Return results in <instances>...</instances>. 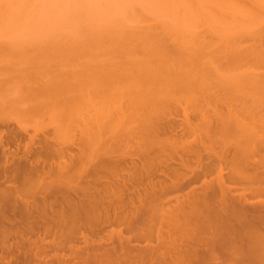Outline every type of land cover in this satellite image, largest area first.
Returning <instances> with one entry per match:
<instances>
[{"label":"rangeland","instance_id":"rangeland-1","mask_svg":"<svg viewBox=\"0 0 264 264\" xmlns=\"http://www.w3.org/2000/svg\"><path fill=\"white\" fill-rule=\"evenodd\" d=\"M222 1L0 0V97L7 98L0 102V138L10 140L6 147L10 161L23 160L26 155L32 161V154L36 156V152H41L39 159L44 157L40 160V163L44 161L43 171L38 168L36 174L29 177L20 175L12 185L16 187L17 198L16 195L10 197L16 198L18 206L15 204L17 207L13 208L11 198L9 202L13 205L10 206L8 201L2 203L9 205V209L0 204L1 209L7 210L3 209L6 215L0 211L4 216L0 220V264H80L83 261L78 257L75 259L72 250L83 244L80 241L69 243L67 236L93 229L98 218L94 213L86 215L80 211L76 212L75 218L68 217L71 215L68 205L60 203L65 194L62 186L82 188L85 182L93 179V174H87L98 164L107 177H111L110 172L117 167L120 177L133 173L136 164L140 167L145 163L150 172L156 170L157 176L154 172L149 173L154 181L172 178L171 175L177 176L173 177L176 180L182 175L189 176L202 168L212 167L220 173L223 186L236 189L238 185L232 180L227 181L226 176L245 173L253 162L264 166V151L254 153L252 142H261L264 137V56L250 53L254 44L264 42V0H233L234 5L232 0ZM228 1L232 3L230 6ZM240 48L249 49L250 54L247 51L237 53ZM234 56H239L236 57L239 62ZM155 62H158L157 67ZM162 64L169 65L168 68L172 66L174 71L170 68L166 73L162 68L159 73L155 71L161 75L158 77L153 69L161 68ZM172 82L175 83L172 85ZM182 82L186 83L184 87ZM174 84H179L175 90ZM170 85L174 91H169ZM167 91L172 93L166 94L171 96L170 99L165 95ZM156 93L166 96V101L162 103L164 99ZM146 95L152 97L148 98L149 103ZM16 97L19 101L10 105ZM153 98L162 100L158 101L161 104ZM144 103L146 106L153 104L151 106L157 110L144 109ZM231 112L234 118L230 119L227 114ZM240 113L244 124L242 132L235 124ZM149 115L161 127L158 130L162 133L161 139H170L169 142L174 143L155 147L154 153L150 148L147 155L143 152L145 145L139 146V140L125 135L132 134V128L139 133L146 123L145 116L149 119ZM167 124L172 129L166 128ZM240 136L245 139L241 141ZM262 144H258L259 149ZM139 151V155L141 152L143 155L139 156ZM145 157L149 161L143 162ZM167 167L175 169L172 174ZM215 173L206 180L216 179ZM7 186L0 188L4 190ZM201 187L202 182L198 181L184 191L166 196L162 205L164 210L183 203H188L190 209H183V214L187 215L184 220L181 217L174 221L158 218L164 235H184L183 241L192 239L193 242L210 238V233L225 235L226 224L214 222L207 210L199 207ZM192 188H195L194 193H190ZM44 189L50 193H45ZM239 190L233 195L236 196ZM43 201L46 205L50 201L48 204L51 205L46 206ZM39 210L44 214L41 212L40 215ZM13 211L21 219L17 215L13 217ZM6 216L7 221L4 220ZM31 216L34 217L32 220ZM65 216L68 219H64ZM57 217L63 220L59 218L58 223ZM200 220L211 222L204 232L200 231ZM54 222H57L56 226ZM2 224L6 226L2 228ZM57 224L63 228L58 229ZM156 224L155 219L152 222V246L156 245ZM12 226L19 228L14 230ZM109 227L104 228L102 236L111 230L129 235L127 225ZM67 228L71 233L75 232L69 234V231L67 235L64 230ZM58 242H63L62 249L56 248ZM195 242L196 248L202 245ZM219 254L212 264H258L249 257L238 261L224 257L222 251Z\"/></svg>","mask_w":264,"mask_h":264},{"label":"bare ground","instance_id":"bare-ground-1","mask_svg":"<svg viewBox=\"0 0 264 264\" xmlns=\"http://www.w3.org/2000/svg\"><path fill=\"white\" fill-rule=\"evenodd\" d=\"M225 1L226 0H223L222 3H224ZM251 1H255V2L259 1L260 2V0H251ZM229 2H231V1H228L227 4H229V6H230V4H232V3H229ZM234 4L235 3L233 1V5ZM234 7L236 8L237 6H234ZM227 8H229V7H227ZM188 46H189V44H188ZM191 48H193V47H191ZM186 49H188V48L186 47ZM189 49H190V47H189ZM179 50H181V49H179ZM234 51L236 52L235 49H234ZM241 51H244V52L247 51L246 52L247 54H250L252 52L253 54L255 53L257 56L262 57V56H264V42L260 41L259 43L254 44L252 46V48H250V53L248 52L249 49L248 50L241 49L237 53L240 54ZM179 52H177V53H179ZM189 52H190V50H189ZM184 54H185V52H184ZM189 54L190 53H188V55ZM241 55H239V56H241ZM239 56H236V57H239ZM156 57L158 58L157 55H156ZM236 57H235V60H236ZM170 58L171 57H169V60H170ZM162 59L165 60V58H161V60ZM210 60L212 62L211 58H210ZM213 60H214V58H213ZM236 61H238V60H236ZM158 62H159V60H158ZM158 62H155V65H156L155 67H157L156 63H158ZM216 63H215V65H218ZM159 64H161V63H159ZM159 64H158V66H159ZM165 64H162L161 68L160 67L158 68L159 70L153 69L154 72L152 70L151 71L154 74L156 73L158 75V77L160 75V74H158L159 71H161V70L163 71L162 68H165L163 72H166V73L170 72L171 69H172L171 72L174 71L172 66L170 67L171 68L170 69V68H168L169 65H167L168 66L167 67ZM167 64H168V62H167ZM170 64H171V62H170ZM220 64L221 63H219V65ZM215 65H212V66H215ZM144 67H145V65H144ZM152 68H153V66H152ZM166 69H168V72ZM189 69H193V67L189 68ZM147 70L150 71V69H148V67H147ZM216 70H218V69L216 68ZM155 71H157L158 73ZM188 71L191 72L190 70H188ZM163 74H165V73H163ZM163 74H162V77L164 76V78L168 79V77H165V75H163ZM177 74H176L177 77L176 76L175 77L179 81V78H178L179 76ZM179 74H181V71L179 72ZM155 78H157V77H155ZM161 78H159V79H161ZM167 79H166V82H167ZM184 81H185V77H184ZM163 82H165V80H163ZM175 82L178 83L177 80ZM175 82H172V85ZM185 82H182V83L184 84ZM179 84H174L175 86H173V89L175 90L176 85H179ZM185 84L183 85V87L185 86ZM172 85H170L171 89L169 87V89H170L169 91L173 90ZM158 94L156 93V95H158ZM166 94H170V92L165 93V95ZM147 95H148V93H147ZM159 95L161 96V94H159ZM148 96H147V98L145 97L146 100L148 98H150ZM160 96H159V98H160ZM163 96L164 95H162L160 99H164V100L163 101L158 100V101H162V103L165 102L166 101L165 98L167 95L165 97H163ZM168 96H167V98H168ZM152 97H155V96L153 95ZM170 98H171V96H169V99ZM19 99L20 98H18V97L12 99L10 102V105H14L17 101H19ZM142 99L144 101L143 97H142ZM4 100H7V98H1L0 97V102H2ZM131 100H130V102H131ZM154 100L157 101L156 98ZM158 101H157V103L159 104ZM167 101H168V99H167ZM140 102H142V101H140ZM128 103H129V101H128ZM132 103H133V101H132ZM148 103H149V99H148ZM154 104H156V102ZM160 104H161V102H160ZM129 105H131V104L129 103ZM144 105L146 106V103H144ZM148 105L146 107L143 106L144 109L148 108V107L153 108V106H151L153 104L150 103ZM157 107H159V106L157 105ZM139 108H140V110L142 109L141 106ZM231 113L227 114L230 119L234 118L233 112H231ZM148 114H150V113H148ZM151 115H149V117ZM145 117H146V123L144 126H142V129L140 128V131L142 130V133L140 131H139V133L138 132L135 133L136 130L134 132V130L132 128V129H130V131L132 130V134L131 133H128V134L125 133L127 135H125V134L124 135L126 137L129 135L128 138H132L133 140L135 138L137 140H139L138 145L142 144V147H144L143 145H145L144 148H145V150L147 149V151L144 150L143 152H146V153L149 152L148 150L150 148H151L150 151L154 153L155 151H153L152 149H154L155 147H158V148L161 147L162 148L163 144L166 142L167 143H174L173 141L169 142L170 139L162 140L161 139L162 133H160L158 131L161 129V127L157 125V122H153V120L151 118L152 116L149 119H148V116H145ZM155 119H156V117H155ZM235 119H237V123H235L236 127L241 131V128H243L242 125H244V124H242L243 119H241V113L238 115V118H235ZM127 120H130V119L128 118ZM140 120L143 121V119H140ZM140 120H139V122H140ZM225 120H227V118H225ZM139 122H138V124H139ZM142 123H140V124H142ZM169 127L172 129V126H168V124H167L166 128L169 129ZM162 130H164V129L162 128ZM133 134L134 135L139 134V135L133 136ZM246 136H248V135H246ZM256 136L257 135L255 134L254 139H256ZM117 138L118 137H115L114 139H117ZM111 139H113V138H111ZM241 139H242L241 141H243V139H245V138L241 137ZM262 139H261V142L263 141ZM124 140H125L124 142H126V139H124ZM137 140H136V142H137ZM252 140H253V138H252ZM121 141H123V140H121ZM11 142H12V140H11ZM252 142H253V146L255 148V149L253 148V150L255 151L254 153H261L262 151H264V148H263L264 144H262L264 141L262 143L260 141H256V140L252 141ZM256 142H258V143H256ZM9 143H10L9 138H0V166H1V168H0V186L8 184L6 189L3 190V188H0V204H2V203L5 204L6 201H8V202L12 201V200H10V198L14 200V196H12V197H10V196L16 195L17 191H14V188L16 189V187H13L12 185L15 184V181L19 178L18 176H20V175L21 176L22 175L27 176L28 175V177H29V176H31V174L32 175L34 173L36 174L38 168H40V170H42V171L44 170V167H42L43 166L42 164L44 163V161L40 163L41 159H39L40 158L39 155L41 152H36L35 153L36 156H34V153H33L32 154L33 155L32 161H30V159L28 158L27 155L24 157L23 160H20L21 158H19L21 163H19V160H17V162L15 161L16 163L13 161H10L11 159L8 156L9 152H7V150H6V147L9 145ZM133 143H135V142H133ZM258 144L259 145L262 144L263 150L259 149ZM126 146L128 147V144H126ZM139 146H141V145H139ZM146 146H148L149 148L148 147L146 148ZM256 146H258V151H256L257 150ZM124 147H125V144H124ZM240 148H241V146H240ZM107 153H109V151ZM146 153H145V155H146ZM28 154H30V153L28 152ZM139 154H140V151H139L138 155ZM141 155H143L142 152H141ZM141 155H139V156H141ZM147 155H148V153H147ZM146 157L143 158V162L149 161L146 159ZM262 157L264 158V152H263ZM41 158H42V160L44 159V157H41ZM115 158L117 159V157H115ZM112 159H113V157H111V160ZM68 161H70V159ZM108 161H110V160H108ZM119 161H121V160H119ZM136 161H134V163ZM103 162L104 161H102L100 163H103ZM112 162H113V160H112ZM131 163H132V161H131ZM144 164L145 163H143L140 167H138L139 165L136 164V169H134L133 173L128 174V175H126V173H125L124 176L121 175L120 177L118 176V173H117L118 168L114 167L113 169L116 168V170H113L112 172H110V174L112 173L111 177H109V176L107 177V175H104L101 172V171H104V172H106V171L101 170L99 164L97 165V163H96L95 165H97V166H93L92 171H90V170H89L90 172L87 171V172H89L87 174V176L93 174V177H92L93 179L90 178L91 176L88 177L92 180L89 179L90 180L89 182L88 181L85 182V185L82 186V188H80V187H78V189L72 188V187L70 188L69 185L65 186V184L63 185L64 187L62 186L63 191H65V194L63 197V201L62 202L59 201V202L65 203L66 206L68 205L69 212L71 213L70 216L67 215L68 217L75 218L76 212L80 211L81 213H86V215L89 212L94 213V215L97 216V218H98L97 223H96L95 227H93V229H91L87 232H80V233H78V235H76L77 232H75L73 230H72L73 232L71 233V230H69L68 228L64 229V230H67V233H65L67 235H68L69 231H70L69 234H73L74 232L76 233V234L67 236L69 243L75 242L78 244L80 241V243L83 244L82 247L77 246V247H75V249L72 248L73 246L71 247L69 245L70 248H72V250L76 254V257H75V254H73L74 256L71 255L73 257V260H74V257H75V259L77 257H78V259L79 258L83 259V261H81V263L79 261L77 262L80 264H212V262L215 259L219 258V255H220L219 251H222V253L224 254V257H227L228 259H235L238 261H242L243 259H247L249 257L254 262L258 261V264H264V166H261L259 162H258V164H257V162L256 163L253 162V163L248 165L249 169H246L245 173L238 174V175L236 174L235 176H231V175L226 176L227 181L230 182L232 180L235 184L238 185V189H240L238 191V194L235 196L233 194L238 189H236L235 187H231V186H228V187L223 186V180H222L220 173L217 172L218 171L217 168L213 169L212 167H205L199 171L191 173V175H189V176L182 175L176 180L173 179V177H177V176L171 175L172 178L171 177L168 179H164V178L159 179L158 178L157 181H154L152 178H150L151 175L149 174L151 172H154V169L152 168L153 170L150 172V170H149L150 168H147L148 164H146V165H144ZM162 165H165V164H162ZM134 168H135V165H134ZM164 168H166V167H164ZM170 168L171 167H167V169L170 170V172L172 174V172L175 169L174 168L170 169ZM260 168H262V170H259ZM123 171H122V173H123ZM128 171H129V169H128ZM120 173H121V171H120ZM214 173L217 175L216 179L210 178V180L207 181L206 178L209 177L210 175L214 174ZM84 174H86V173H84ZM115 174H117V175H115ZM153 174L156 175V170ZM87 176H85V177H87ZM113 176H114V178L117 176L118 177L114 179ZM151 177H153V175ZM167 181H169V182H167ZM198 181L202 182V187H201L202 190H201V193L198 194V196L200 197L199 207H203L205 210H207L208 215H210V217L212 218V220H214V222L215 221H217V222L222 221V224L224 222L226 224V227L228 228V231L225 230V235L219 236L216 233H210V238H207L204 241L200 240V242L194 241L195 243L198 242L197 244H199V243L202 244V245H198V247L200 249H198V247L196 248L194 246V242L192 241V239H187V240L185 239V241H183L182 239H184V235H176L173 233H168V234L164 235L163 230L161 228L162 225H161L160 221H157L158 218L161 219V218H165V217H166V219H168V220L172 219L173 221H174V218L178 219L179 217H181L183 220L186 219L185 216H187V215L185 213L183 214V212H184L183 209L190 207V205L188 203L178 204V205H176V207H173L171 210H169V209L164 210L162 208L163 200L166 198V196L168 194L173 193V192L184 191L185 188L192 186L193 183L198 182ZM46 191L49 192L48 189L45 190V193H46ZM59 191H60V189H59ZM194 192H195V188H192L190 190V193H194ZM49 193H47V194H49ZM49 196H50V194H49ZM16 198H17V195H16ZM16 198H15V200H16ZM15 200L12 201L14 205L12 204V202H9L10 203L9 205L10 206L13 205L14 209H15V206L18 204V203L16 204L17 200H16V202H15ZM8 202H7V204H8ZM48 203H50V201ZM48 203L46 205L45 202L43 201L42 204H44L46 206H48V205L50 206L51 204H48ZM53 203L54 202H52V205H53L52 207L55 206ZM56 203H57L56 205L59 206L58 202H56ZM9 205H6V206L3 205L2 207H7L9 209ZM22 206L23 205H21V207ZM43 206H41V207H43ZM46 206H45V209H46ZM60 206H61V204H60ZM185 206H188V207H185ZM0 207H1V205H0ZM24 207H25V205L23 206V208ZM13 208H11V209L13 210ZM18 208H20V207H18ZM3 209L0 208V211H3ZM47 209H48V207H47ZM47 209H46V211H47ZM43 210L42 211L39 210L40 211L39 213H40V215H42L45 212L44 216L46 218L47 213L45 210L43 212ZM4 211H7L6 208L4 209ZM4 211L2 212V215H6ZM14 211H13V214H14L13 217H16L15 215L18 216V214L17 213L15 214ZM17 212H19V211H17ZM41 212H43V213L41 214ZM23 213H25V212H23ZM28 213H30V211ZM52 213H54V212H52ZM60 213H63V212H60ZM0 214H1V212H0ZM2 215H0L1 221L4 217V216L2 217ZM19 215H22V214H19ZM23 215H25V214H23ZM56 215H57V213H56ZM64 215H66V214H64ZM77 217H78V215H77ZM6 218H7V216L5 217L4 220H6ZM18 218H19V216H18ZM27 218H28V216H27ZM33 218L34 217H32L31 220ZM59 218L61 219V217H59ZM59 218L57 217V219H59ZM7 219H9V218H7ZM15 219H17V218H15ZM19 219H21V218H19ZM60 219H59L58 223L60 222ZM64 219H68V218H66V216H65ZM155 219H156V223H157L156 224L157 229H155L156 235L154 237V242L156 243V245L152 246L150 244V242H152L151 234L153 232L152 222ZM12 220H13V218H12ZM12 220H9V221H12ZM29 220H27V222ZM61 220H63V219H61ZM25 221H26V219H25ZM4 223H7V222H4ZM8 223H10V222H8ZM12 223H14V222H12ZM56 223L54 222L55 226H56ZM61 223H62V221H61ZM175 223H177V222L175 221ZM199 223L201 224V228H202L200 231L204 232L207 230L206 226H208L209 223H211V222H204V221L200 220ZM65 224H67V223H65ZM4 225L1 227L3 228ZM8 225H11V224H8ZM62 225L64 226L63 223H62ZM121 225H127L128 226V230H127V232H129L128 236H123L122 232L120 230L119 231L111 230L109 232H106L105 233L106 235L105 234H103V236L101 235L102 233L105 232V230H104L105 227H108V226H110V227L111 226H117L118 227ZM149 225H151V228ZM178 225L181 226V224H177V226ZM35 227L37 228V225ZM60 227H62V226H60ZM60 227L58 225V229H60ZM9 228H10V226H9ZM11 228L14 229L13 226ZM16 228H19V227H16ZM27 228H25V229L27 230ZM65 228H66V225H65ZM44 229H46V228H44ZM26 230H25V232H26ZM61 233H62V231H61ZM65 234H63V236ZM62 243L61 244L59 243L58 247H57L56 243L54 245H56V248L60 247L62 249V246H61ZM141 244H144V246H141ZM59 260H61V259H59ZM63 260H64V258H63ZM66 263H67V261H66Z\"/></svg>","mask_w":264,"mask_h":264}]
</instances>
